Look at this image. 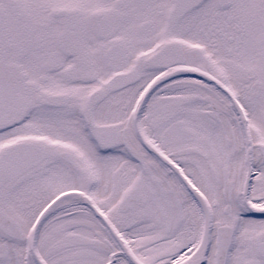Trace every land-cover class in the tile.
<instances>
[{"label": "snow or ice", "instance_id": "6c2138e0", "mask_svg": "<svg viewBox=\"0 0 264 264\" xmlns=\"http://www.w3.org/2000/svg\"><path fill=\"white\" fill-rule=\"evenodd\" d=\"M0 264H264V0H0Z\"/></svg>", "mask_w": 264, "mask_h": 264}]
</instances>
